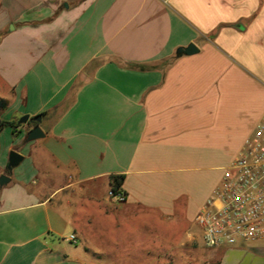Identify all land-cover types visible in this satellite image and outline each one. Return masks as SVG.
Wrapping results in <instances>:
<instances>
[{"label": "crops", "instance_id": "obj_1", "mask_svg": "<svg viewBox=\"0 0 264 264\" xmlns=\"http://www.w3.org/2000/svg\"><path fill=\"white\" fill-rule=\"evenodd\" d=\"M1 102L0 264H264L195 224L264 118V0H0Z\"/></svg>", "mask_w": 264, "mask_h": 264}, {"label": "built area", "instance_id": "obj_2", "mask_svg": "<svg viewBox=\"0 0 264 264\" xmlns=\"http://www.w3.org/2000/svg\"><path fill=\"white\" fill-rule=\"evenodd\" d=\"M109 195L125 201L122 192ZM203 244L212 249L264 240V118L246 140L219 185L195 217ZM75 241V236H70Z\"/></svg>", "mask_w": 264, "mask_h": 264}, {"label": "water", "instance_id": "obj_3", "mask_svg": "<svg viewBox=\"0 0 264 264\" xmlns=\"http://www.w3.org/2000/svg\"><path fill=\"white\" fill-rule=\"evenodd\" d=\"M14 27L11 26V29H13ZM198 52V48L194 45V44H190L188 47L186 48H180L178 50L179 54H185V55H193L195 53ZM29 116L25 115L23 116L18 123L19 124H26L29 121ZM35 120L37 122L41 121V116H38L35 118ZM44 137V132L42 131V129L40 128L39 125H36L32 130H30L29 134H28V141H32V140H37ZM22 160V156H20L18 153L16 152H11L10 156H9V165H8V169L11 170L14 166L18 165L20 163V161ZM9 181V178L6 176H1L0 177V185H4Z\"/></svg>", "mask_w": 264, "mask_h": 264}, {"label": "rangeland", "instance_id": "obj_4", "mask_svg": "<svg viewBox=\"0 0 264 264\" xmlns=\"http://www.w3.org/2000/svg\"><path fill=\"white\" fill-rule=\"evenodd\" d=\"M258 119H259V115L253 113V114L250 115L249 119L246 118L245 122H241L238 126H236V129H235V138H236V140H238L241 137L247 135L254 128V125L256 124ZM222 165H227V164H222ZM220 173H222V172H220ZM252 251H254V250H252ZM258 256L262 257L264 259V254L263 255H258Z\"/></svg>", "mask_w": 264, "mask_h": 264}, {"label": "trees", "instance_id": "obj_5", "mask_svg": "<svg viewBox=\"0 0 264 264\" xmlns=\"http://www.w3.org/2000/svg\"><path fill=\"white\" fill-rule=\"evenodd\" d=\"M141 69H145L144 67H140ZM4 108V102L0 103V109ZM7 126H16V124L14 123H10L4 120L0 119V131ZM124 181V176H113L112 177V186H113V190L115 191L116 189H118L122 183Z\"/></svg>", "mask_w": 264, "mask_h": 264}, {"label": "flooded vegetation", "instance_id": "obj_6", "mask_svg": "<svg viewBox=\"0 0 264 264\" xmlns=\"http://www.w3.org/2000/svg\"><path fill=\"white\" fill-rule=\"evenodd\" d=\"M33 123L37 124V122H35V121Z\"/></svg>", "mask_w": 264, "mask_h": 264}]
</instances>
